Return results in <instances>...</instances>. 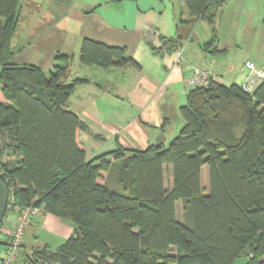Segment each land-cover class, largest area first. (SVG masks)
Masks as SVG:
<instances>
[{
    "label": "trees",
    "instance_id": "16d2710c",
    "mask_svg": "<svg viewBox=\"0 0 264 264\" xmlns=\"http://www.w3.org/2000/svg\"><path fill=\"white\" fill-rule=\"evenodd\" d=\"M228 1L184 0L188 18L179 15L175 37H159L163 48L149 42L153 53L181 50L201 21L212 29L203 51L225 53L216 45V24ZM19 2L0 0V179L13 207L0 228L10 212L29 207L75 225L55 251L34 247L25 262L264 264V79L252 92L217 80L190 91L180 110L185 125L168 145L118 147L88 158L76 135L90 129L69 102L76 87L90 80L72 78L73 54L55 52L49 72L14 61ZM79 62L141 69L126 48L88 38ZM179 201L184 222L176 215ZM0 244L6 256L9 239Z\"/></svg>",
    "mask_w": 264,
    "mask_h": 264
},
{
    "label": "crops",
    "instance_id": "0c3cea01",
    "mask_svg": "<svg viewBox=\"0 0 264 264\" xmlns=\"http://www.w3.org/2000/svg\"><path fill=\"white\" fill-rule=\"evenodd\" d=\"M19 6L21 22L24 18L34 22L35 28L31 30L30 37L36 33L37 26L45 25L47 21L51 25L57 24L60 30H49L52 48L41 47L39 43L32 45L27 33L26 37L16 38L18 51H26L32 46L36 52L73 54L72 78L90 80V83L76 87L69 102V110L90 129V133L78 130L76 135L79 146L88 158L118 147L144 151L161 141L168 145L185 125L180 110L186 105L189 92L195 89L190 82L193 69L210 70L216 74L217 81L228 85H242L247 77L245 63L239 66L234 58L227 63L221 58L209 57L202 45L198 49L203 52H195L197 50L191 48L193 45L188 46L182 52L180 62H176L179 50L164 52L162 56L153 53L149 42L156 48H163L159 37H175L179 15L188 18L184 0H20ZM41 9L45 12H38ZM74 25L77 26L74 34L79 40L80 49L85 38L112 47H123L127 49V56L133 58L141 69L82 66L77 56L80 52H69L71 42L65 26L73 28ZM36 35H42L43 39L45 34ZM22 41L26 45H22ZM76 57L78 60H75ZM94 135L102 139H96ZM165 180H169L171 186V167L166 168ZM202 182L207 187L206 167ZM182 208V201L177 202V219ZM38 217L33 219L36 221H32L31 227L47 218L55 234L69 238L74 232L73 228L68 234L62 225L64 233L61 235L56 222L59 220L55 216L41 212ZM33 237L36 235L33 234ZM24 240L20 264L26 263L25 256L31 254L34 247L45 246L36 245L29 234ZM47 246L52 249L48 243Z\"/></svg>",
    "mask_w": 264,
    "mask_h": 264
},
{
    "label": "rangeland",
    "instance_id": "374dc122",
    "mask_svg": "<svg viewBox=\"0 0 264 264\" xmlns=\"http://www.w3.org/2000/svg\"><path fill=\"white\" fill-rule=\"evenodd\" d=\"M49 11V10H47ZM53 11V10H51ZM50 11V12H51ZM38 12L44 13L45 10L41 9ZM222 13L221 17L217 20V30H218V38L217 44L219 48L221 49H227L225 53L221 54H209V57H217L221 58L222 60L227 61L229 63L232 58L235 59V62L237 65H242L243 63L246 64L248 61H252L255 63V65L264 71V23H263V16H264V0H230L228 3L223 7V9L220 11ZM30 18V17H29ZM30 19H23V22H21L19 27V33L17 38L19 39L26 37L27 33L29 34V40L32 39V42L34 44H38L41 47H48L52 48L53 42L50 40L49 36V30L51 28H58L57 24H49L45 23V25L37 26L36 33L31 35V30L35 28L34 22H29ZM31 23V24H30ZM62 27V26H61ZM76 25L73 26V28H68V26H65V31H68L67 35L68 39L71 42V45L69 46V52H80V44L79 40L77 39L76 35L74 34L76 30ZM59 29V28H58ZM60 30V29H59ZM45 34L44 38H42V35H36V34ZM65 34L64 32H62ZM212 38V29L211 27L205 22L201 21L197 24V26L194 29L193 39L185 41L183 43V48H181V51L184 52V50L188 46H192L191 48H195L197 51L195 52H203L201 49H198L200 45H203L205 43H208ZM22 45H26L24 41L21 42ZM18 45V42L14 41V61H18L21 63H30V64H36V65H42L44 66L46 72H49L53 66L51 64L52 57L55 52H36V50L31 46V49H28L26 51L23 50V52L18 51L16 46ZM66 52H61V54H64ZM49 55V56H48ZM79 54H77L78 56ZM50 57V59L47 61L46 58ZM192 58L194 56L192 55ZM220 59V60H221ZM75 60H78V57H76ZM217 60V59H216ZM223 68V67H222ZM220 78V77H219ZM3 100L0 93V101ZM207 175H209V168L206 167ZM105 177L106 175L103 174ZM167 188H170L169 180L166 182ZM209 187V183H207V188ZM181 207H179L180 210ZM183 209V208H182ZM18 211L11 212L9 214L8 219L5 221V223L0 228V240H4V236H8L7 234L11 231L12 228L16 227L14 224L17 221V213ZM44 213L43 211H40V214ZM39 214V215H40ZM37 215L36 217H38ZM43 216V215H41ZM40 217H38L36 220H39ZM178 220L181 222H184L183 217V210L180 211ZM57 218V217H56ZM59 221H56L59 224V227L57 228L61 235H63L64 230L61 228L62 225L66 228L68 234L70 233V230L75 228V225L73 222L66 221L63 219L57 218ZM34 220V221H36ZM50 221L53 219H49ZM22 221V220H21ZM33 219L28 222V220H25L24 227H25V233L24 237L22 236L21 239H23V243H25L24 238L28 236V234L34 239V243L36 245L39 244H45L47 243L52 246V249H57L62 243L65 242L64 239L66 238L61 237L60 235H57L53 232V227L50 228L49 222H47V218L40 222L39 224L33 225L31 227V224ZM10 224V225H9ZM33 234L36 235V237H33ZM29 240L32 241L30 238ZM3 245L0 244V255L5 256L4 251L5 247L2 248ZM51 251H55L52 250ZM25 264H30L26 262Z\"/></svg>",
    "mask_w": 264,
    "mask_h": 264
},
{
    "label": "built area",
    "instance_id": "2783aa9c",
    "mask_svg": "<svg viewBox=\"0 0 264 264\" xmlns=\"http://www.w3.org/2000/svg\"><path fill=\"white\" fill-rule=\"evenodd\" d=\"M177 55L178 57L176 62H180L182 51L179 50ZM245 66L248 73L246 80L243 83V87L246 91L252 92L257 87L258 83L264 79V71L259 69L252 61L246 62ZM216 78V75L210 70L195 68L190 75V82L195 88L205 87L211 82L216 81ZM8 207L10 210H13L11 204H8ZM39 214L40 210L33 207L26 208L18 213L17 221L14 224L16 227L12 228L7 234V240L9 239V248L6 250L5 258L0 259V264H20L19 262H16V259H18V256L23 252V239L21 238L22 236L24 237L25 233L24 221L28 220L30 223V221ZM8 217L9 215L6 217L5 221L8 219Z\"/></svg>",
    "mask_w": 264,
    "mask_h": 264
},
{
    "label": "water",
    "instance_id": "95a60500",
    "mask_svg": "<svg viewBox=\"0 0 264 264\" xmlns=\"http://www.w3.org/2000/svg\"><path fill=\"white\" fill-rule=\"evenodd\" d=\"M8 201H9V194H8L7 187L0 179V226L3 223V220L6 215Z\"/></svg>",
    "mask_w": 264,
    "mask_h": 264
}]
</instances>
